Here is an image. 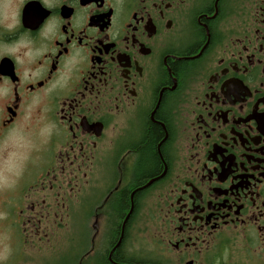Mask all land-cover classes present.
<instances>
[{"label": "flooded vegetation", "instance_id": "af4514ba", "mask_svg": "<svg viewBox=\"0 0 264 264\" xmlns=\"http://www.w3.org/2000/svg\"><path fill=\"white\" fill-rule=\"evenodd\" d=\"M0 264H264V0H0Z\"/></svg>", "mask_w": 264, "mask_h": 264}]
</instances>
